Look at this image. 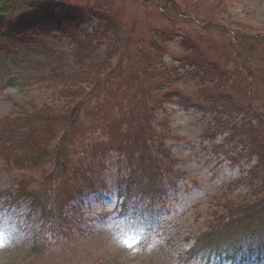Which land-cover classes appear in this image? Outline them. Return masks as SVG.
I'll use <instances>...</instances> for the list:
<instances>
[{"label":"trees","instance_id":"trees-1","mask_svg":"<svg viewBox=\"0 0 264 264\" xmlns=\"http://www.w3.org/2000/svg\"><path fill=\"white\" fill-rule=\"evenodd\" d=\"M68 1L0 0V88L23 96L0 119V221L67 238L82 232L84 199L113 193L110 217L143 244L181 238L173 208L197 182L167 145L181 140L164 106L175 104L200 117L202 151L239 171L210 198L203 228L181 238L189 246L170 247L176 264H264V35L233 30L227 0H123L124 23L114 0L54 14ZM80 12L98 25L82 30Z\"/></svg>","mask_w":264,"mask_h":264},{"label":"rangeland","instance_id":"rangeland-1","mask_svg":"<svg viewBox=\"0 0 264 264\" xmlns=\"http://www.w3.org/2000/svg\"><path fill=\"white\" fill-rule=\"evenodd\" d=\"M175 1L182 4L180 0ZM64 3V6H71L75 10L81 5L80 0ZM113 7L120 16L121 23L129 20L132 8L128 2L114 0ZM64 10L65 8H57L54 14L62 16ZM222 18L233 30L235 25L243 24L251 34L264 35V0H227ZM155 23L162 29L169 27L168 23L159 19ZM97 25V21L88 17L82 29ZM195 25H200V21L194 20L191 27ZM169 49L172 54L164 53V63H170L173 55L180 51L178 39L169 44ZM180 86L181 89L184 88L183 85ZM9 97L15 102L23 100L15 87L0 88V119L9 116L14 108ZM164 106L170 121L171 135L181 138L179 141L170 139L167 145L180 161L178 166L187 173L188 178L197 182V186L191 187L173 208L172 214L179 231L176 235L183 238L191 235L190 232L196 233L203 228L211 209L210 198L220 193L221 185L236 179L239 171L231 168L223 156H212L202 151L203 144L197 138L199 116L194 112L181 110L175 104L166 103ZM159 114L161 115L160 112ZM98 136L99 133H94L89 138L95 139ZM217 140L220 141L221 138ZM7 180L6 176L0 175V185L6 184ZM247 193L248 189L242 187L233 196ZM117 204L114 195H90L81 206L85 223L78 226L82 232L76 233L73 230L74 234L67 238L59 236L45 241L36 237L35 229L33 237L32 230L24 232L18 221L5 217L0 221V264H176L175 252L170 247L178 243L185 247L181 238L173 243L152 240L143 244L139 230L116 223L110 217ZM72 219L74 221L75 216Z\"/></svg>","mask_w":264,"mask_h":264}]
</instances>
